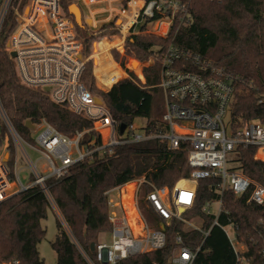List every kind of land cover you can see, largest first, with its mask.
Returning a JSON list of instances; mask_svg holds the SVG:
<instances>
[{
    "label": "built area",
    "instance_id": "obj_1",
    "mask_svg": "<svg viewBox=\"0 0 264 264\" xmlns=\"http://www.w3.org/2000/svg\"><path fill=\"white\" fill-rule=\"evenodd\" d=\"M66 1L27 0L20 7L15 0H0V42L3 39L0 50L4 49L14 59L25 85L40 88L53 102L93 120V129L100 133L101 144L95 139L83 143L87 130L68 135L45 119L33 123L32 139H27L13 125L0 100V120L6 130L0 147V205L15 194L40 187L56 207L48 183L51 178L67 175L75 163L86 157L111 155L117 145L159 138L169 148L187 152L188 163L193 168L190 176L180 178L173 186H157L141 176L132 180L136 185L128 193L124 190L127 183L107 189L110 229L102 232L108 238L94 241V250H86L70 230L68 233L85 264H118L130 256L164 248L168 242L166 225L177 220L186 230L200 231L203 238L193 249L183 244L181 234L176 235L178 247L170 263L194 264L212 227L220 225L218 216L222 210V196L205 204L203 211L207 214H213L214 203L219 204L218 214L207 229L185 216L195 204L199 180H216L213 188L220 195L225 191L236 196L247 194V203L264 205V185L229 165L228 159V153L238 152L240 146L255 145L256 157L264 160L260 154L264 149V122L248 120L235 127L231 121L236 93L234 75L202 54L174 43L150 58L157 62V85L146 87L135 81L142 88L154 86L162 90L165 130L160 128L148 134L147 126L137 130L136 118L132 122L116 119L104 98L94 95L83 81L87 63L94 64V76L101 91L109 92L123 78L114 79L116 71L123 69L114 58V51L123 52L133 35L151 33L167 38L179 13L187 12L186 5L178 0H69L81 11L84 24L81 27L66 9ZM106 3L112 5L110 13L101 17L103 12L93 7ZM12 11L9 23L13 26L4 39L3 28ZM191 19L187 12L180 15L179 21L186 24ZM89 20L93 22L89 24ZM12 52L16 55L12 56ZM131 58L140 61L135 56ZM131 58L121 62L134 73L129 66ZM112 63L116 66L109 68ZM99 70L103 71L102 82ZM125 76L123 79H127ZM28 148L40 155L43 165L31 157ZM19 158L24 160L23 167L17 164ZM24 169L29 171L26 183L21 177ZM142 202L151 210L152 222L143 212ZM130 207L137 211L138 221H131ZM229 225L235 230L234 238L225 230L227 225L223 229L237 255L236 264H253L245 255L247 247L239 239L236 228ZM261 259L264 263V246ZM0 264H20V261L13 259Z\"/></svg>",
    "mask_w": 264,
    "mask_h": 264
},
{
    "label": "trees",
    "instance_id": "obj_2",
    "mask_svg": "<svg viewBox=\"0 0 264 264\" xmlns=\"http://www.w3.org/2000/svg\"><path fill=\"white\" fill-rule=\"evenodd\" d=\"M27 0H15L20 7ZM66 1V0H65ZM186 5L191 14L189 23L180 24L179 13L171 34L162 38L151 33L131 36L127 45L139 60L157 55L174 43L190 49L223 66L235 77L236 93L231 107V121L235 127L248 120L264 122V0H178ZM66 9L67 1L65 2ZM10 13L3 36L12 29ZM120 22V21H119ZM3 45V39L0 46ZM134 73L123 69L128 77L118 81L105 93L95 86L91 64L87 63L83 81L101 96L118 120L132 122L138 117H148L146 132L165 130L163 111L157 105L162 100V90L157 87V62L129 60ZM99 60L97 59V64ZM116 66L114 63L109 68ZM118 68V67H117ZM107 70V68H106ZM99 81L104 78L99 70ZM124 74L118 69L115 80ZM114 80V81H115ZM0 100L16 129L32 139L27 120L39 123L45 119L65 134L87 130L83 143L95 139L101 144V135L93 129V120L71 111L67 106L53 102L49 94L40 88L25 85L17 72L14 59L4 49L0 50ZM162 107V106H161ZM6 130L0 120V147ZM257 146H240V169L250 178L264 185V160L256 157ZM264 155V149L261 150ZM188 154L183 149H171L159 138L145 139L115 146L111 155L92 157L75 163L70 172L61 178L49 180L50 194L58 207L71 234L80 245L90 250L91 242L100 232L110 229L105 191L117 185L124 186L126 193L133 190L132 180L145 176L157 186H173L180 178L192 172ZM214 179H201L192 209L185 213L188 219L201 216L203 228H209L215 214L203 211L208 201L222 196V210L218 216L220 225H214L204 241L194 264H236L237 255L223 229L233 224L239 239L246 245L245 255L253 264H264L261 249L264 246V205L247 203L248 195L236 196L231 191L222 195L214 189ZM214 187V188H213ZM145 190H149L145 188ZM52 203L40 187H32L13 195L0 205V261L17 259L20 264H45L40 256L39 244L46 236L42 221L47 218ZM143 212L152 216L142 202ZM57 235L51 242L57 254V264H85L75 242L60 218H57ZM168 242L159 250L136 254L118 264H171L170 258L178 247L176 235L181 234L183 244L196 249L203 234L184 229L183 223L173 220L166 225Z\"/></svg>",
    "mask_w": 264,
    "mask_h": 264
},
{
    "label": "rangeland",
    "instance_id": "obj_3",
    "mask_svg": "<svg viewBox=\"0 0 264 264\" xmlns=\"http://www.w3.org/2000/svg\"><path fill=\"white\" fill-rule=\"evenodd\" d=\"M67 3H69V0H67ZM70 4H72V3H69V5ZM111 6L112 5L110 3H106V4L95 6V7H93V9L94 10H96V9L97 10H101L103 12L101 14V17H102V16H107L110 13V7ZM92 22H93L92 20L88 21L89 24L92 23ZM113 54H114L113 55L114 58L117 60L118 64L123 69H129V68H128V66L126 64H125V66H123L121 60H123L124 63H125V62L128 61L129 58L134 57V56L136 57L135 51L128 45L125 47L123 52H117L115 50ZM150 58H151V56L149 58H147V59H142L140 61L148 63V62H151ZM94 71H95V66L92 63L91 64V72H92V76L95 79V86L97 87V89H100L99 85L97 84V80H96V78L94 76ZM123 78H126V76H123ZM99 84L101 86H103L101 83H99ZM93 93H94V95H96L95 92H93ZM160 99L162 100V102H161V105H160V103L157 105V108L158 109L161 108L162 111H163V97H162V94H161V98L160 97L158 98V101ZM225 120H226V122H228L229 118L226 117ZM148 122H149L148 117H138V118H136L135 119V124H136L137 130L144 129L145 126H147ZM34 135H37V134L35 133ZM228 136L229 137L232 136L230 128L228 129ZM27 150L30 152L31 157L33 159H36L37 161L40 160V155L36 151L31 150L29 148ZM228 159L230 161L229 165H231L233 167H236V169H240L241 161L239 160L240 156H239V153L237 151L229 152L228 153ZM39 163H40V165H43L44 164V160L41 159L39 161ZM17 164L19 165V167H23L24 166L23 165L24 164V160L22 158H19V161L17 162ZM28 176H29V171L27 169L22 170L21 177H22V180H23L24 183H26L28 181ZM211 210H212L211 212L213 214L217 215L218 211H219V204L218 203H214L212 205V207H211ZM57 218L61 219V221L64 224V227L67 229V231H69V226L66 224V222H65L64 218L62 217L58 207L57 206L54 207L53 205H51V207L48 210L47 218H45L42 221V225L46 229V236H45L43 241L38 246V249H39V252H40V256L45 261V264H57V254H56V251L52 248V245H51V242L55 239V237L57 235V232H58V229H57ZM147 218L151 222L153 221L152 218H149V216H147ZM190 220L193 221L197 225H203V223H204V221H203L201 216H193V218H191ZM225 230L227 231L229 236H231L232 238L235 237L236 233H235V230L232 227V225L225 226ZM102 232H100L98 234V236L96 237V239L98 241L104 240L105 237L108 238V235H106L105 233H102Z\"/></svg>",
    "mask_w": 264,
    "mask_h": 264
},
{
    "label": "water",
    "instance_id": "obj_4",
    "mask_svg": "<svg viewBox=\"0 0 264 264\" xmlns=\"http://www.w3.org/2000/svg\"><path fill=\"white\" fill-rule=\"evenodd\" d=\"M68 9H69L70 14H72L74 16V18L76 20V23L79 26L83 27L84 24H83V19H82V15H81V11H80L79 7L75 3H72V4L69 5V8ZM11 55L12 56H15L16 53L15 52H12ZM48 90H49V88L46 89V91H48ZM96 99L99 102H101V99L100 98L97 97ZM26 124L29 127H32L33 126V123H32L31 120H27ZM94 244H95L94 241L91 242V244H90V249L91 250H94Z\"/></svg>",
    "mask_w": 264,
    "mask_h": 264
},
{
    "label": "bare ground",
    "instance_id": "obj_5",
    "mask_svg": "<svg viewBox=\"0 0 264 264\" xmlns=\"http://www.w3.org/2000/svg\"><path fill=\"white\" fill-rule=\"evenodd\" d=\"M135 182V181H134ZM136 183V182H135ZM137 211H134V209H132L131 207L129 208L128 210V214H129V217L131 219L132 222L134 221H138V217H137Z\"/></svg>",
    "mask_w": 264,
    "mask_h": 264
},
{
    "label": "crops",
    "instance_id": "obj_6",
    "mask_svg": "<svg viewBox=\"0 0 264 264\" xmlns=\"http://www.w3.org/2000/svg\"><path fill=\"white\" fill-rule=\"evenodd\" d=\"M121 71H122L123 74H124L123 76L127 75V73H126L123 69H122ZM123 76H122V77H123ZM127 77H128V75H127Z\"/></svg>",
    "mask_w": 264,
    "mask_h": 264
}]
</instances>
